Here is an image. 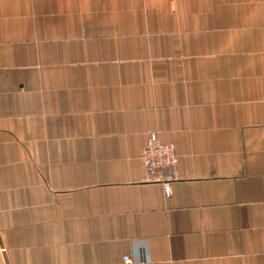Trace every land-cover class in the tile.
<instances>
[{
    "label": "crops",
    "instance_id": "0c3cea01",
    "mask_svg": "<svg viewBox=\"0 0 264 264\" xmlns=\"http://www.w3.org/2000/svg\"><path fill=\"white\" fill-rule=\"evenodd\" d=\"M126 255L264 264V0H0V264Z\"/></svg>",
    "mask_w": 264,
    "mask_h": 264
},
{
    "label": "built area",
    "instance_id": "2783aa9c",
    "mask_svg": "<svg viewBox=\"0 0 264 264\" xmlns=\"http://www.w3.org/2000/svg\"><path fill=\"white\" fill-rule=\"evenodd\" d=\"M141 160L149 181L160 183L163 186L166 197L172 195V184L179 177L178 163L174 145L164 144L157 134L152 133L147 145L142 151ZM172 170L171 175H164L165 171ZM124 264H163L157 261L139 259L137 256L126 255L123 257Z\"/></svg>",
    "mask_w": 264,
    "mask_h": 264
}]
</instances>
